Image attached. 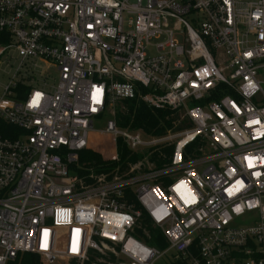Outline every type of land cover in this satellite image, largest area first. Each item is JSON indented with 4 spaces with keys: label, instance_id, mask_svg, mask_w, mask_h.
Returning <instances> with one entry per match:
<instances>
[{
    "label": "built area",
    "instance_id": "obj_1",
    "mask_svg": "<svg viewBox=\"0 0 264 264\" xmlns=\"http://www.w3.org/2000/svg\"><path fill=\"white\" fill-rule=\"evenodd\" d=\"M39 62L52 89L23 80ZM2 63L0 264H264V0H0ZM136 96L191 125L118 126ZM119 138L140 152L126 170L76 173L81 150L117 159ZM142 215L165 248L133 234Z\"/></svg>",
    "mask_w": 264,
    "mask_h": 264
},
{
    "label": "trees",
    "instance_id": "obj_2",
    "mask_svg": "<svg viewBox=\"0 0 264 264\" xmlns=\"http://www.w3.org/2000/svg\"><path fill=\"white\" fill-rule=\"evenodd\" d=\"M5 41L6 37H5ZM143 91L147 88L141 87ZM30 85L19 82L14 88L15 98L23 99L28 91ZM116 123L120 127L141 129L150 135H160L167 131H179L191 125L182 109L169 108H152L145 103L139 96L131 99L122 100L116 109L115 113ZM9 125H4L2 133L9 135ZM5 129V130H4ZM194 146H190L192 150ZM116 150L118 158L114 160H104L98 151L93 149H84L79 153V159L75 164L76 173L86 175L90 172H108L119 167L120 171L126 170L128 161L135 160L140 155V152H131L126 143L121 139H117ZM172 153V145L164 148V160L168 161ZM160 162V161H158ZM142 223L140 228H136L133 234L144 241L146 244L158 249H163L167 246L166 238L159 227L152 225L146 215H142ZM144 228V229H143ZM20 264H38V257L31 253H22L18 255ZM167 264H186V261L181 259H174L168 261Z\"/></svg>",
    "mask_w": 264,
    "mask_h": 264
},
{
    "label": "rangeland",
    "instance_id": "obj_3",
    "mask_svg": "<svg viewBox=\"0 0 264 264\" xmlns=\"http://www.w3.org/2000/svg\"><path fill=\"white\" fill-rule=\"evenodd\" d=\"M152 42H156V39H152ZM12 52V51H11ZM6 56V52L2 56L4 58ZM15 64V63H14ZM11 69L10 66H6L4 63L0 64V94H2V84L7 83L9 80V77L11 75ZM24 82L31 83L32 87H43V84L46 83V88L52 89L53 86L58 81V70L55 65H47L44 62H39L38 67H36V70L32 72V74L27 71V74L24 75L22 73ZM32 78H34L32 81H30ZM261 87L264 91V83L261 84ZM111 118L110 112H107L103 117L102 120L99 122H96L94 126L96 128H103L105 125V121L107 119ZM171 257H169V254L163 256L161 259L158 260L156 264H167L168 261H170Z\"/></svg>",
    "mask_w": 264,
    "mask_h": 264
}]
</instances>
